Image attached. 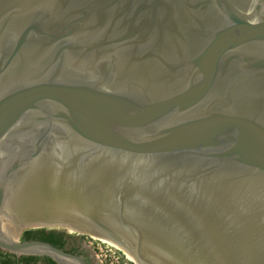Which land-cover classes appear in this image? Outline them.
<instances>
[{
	"label": "water",
	"instance_id": "95a60500",
	"mask_svg": "<svg viewBox=\"0 0 264 264\" xmlns=\"http://www.w3.org/2000/svg\"><path fill=\"white\" fill-rule=\"evenodd\" d=\"M37 229L264 264V0H0V250L87 264Z\"/></svg>",
	"mask_w": 264,
	"mask_h": 264
},
{
	"label": "rangeland",
	"instance_id": "374dc122",
	"mask_svg": "<svg viewBox=\"0 0 264 264\" xmlns=\"http://www.w3.org/2000/svg\"><path fill=\"white\" fill-rule=\"evenodd\" d=\"M59 231L65 232L67 237L64 249L69 252L74 251L75 253L84 256L88 264H105L104 258L101 256L98 248L106 249L105 246H109V248L116 250L114 247L104 243L98 237L92 235H79L72 230H70V232L65 230ZM104 252H106V250H104Z\"/></svg>",
	"mask_w": 264,
	"mask_h": 264
},
{
	"label": "trees",
	"instance_id": "16d2710c",
	"mask_svg": "<svg viewBox=\"0 0 264 264\" xmlns=\"http://www.w3.org/2000/svg\"><path fill=\"white\" fill-rule=\"evenodd\" d=\"M65 232L59 230H47V229H37V230H27L23 233V240H42L49 242L57 247L63 248L66 244ZM37 258V257H35ZM45 264H57L54 260L48 257H43Z\"/></svg>",
	"mask_w": 264,
	"mask_h": 264
},
{
	"label": "built area",
	"instance_id": "2783aa9c",
	"mask_svg": "<svg viewBox=\"0 0 264 264\" xmlns=\"http://www.w3.org/2000/svg\"><path fill=\"white\" fill-rule=\"evenodd\" d=\"M105 248H98L101 256L104 258L105 264H134L122 251L116 248L114 250L109 248V246H105Z\"/></svg>",
	"mask_w": 264,
	"mask_h": 264
},
{
	"label": "crops",
	"instance_id": "0c3cea01",
	"mask_svg": "<svg viewBox=\"0 0 264 264\" xmlns=\"http://www.w3.org/2000/svg\"><path fill=\"white\" fill-rule=\"evenodd\" d=\"M0 264H44L43 257H17L7 252H0Z\"/></svg>",
	"mask_w": 264,
	"mask_h": 264
},
{
	"label": "bare ground",
	"instance_id": "6f19581e",
	"mask_svg": "<svg viewBox=\"0 0 264 264\" xmlns=\"http://www.w3.org/2000/svg\"><path fill=\"white\" fill-rule=\"evenodd\" d=\"M1 227H2V229L5 230L8 234H10V235H14V232H13V226H12V223H11L9 220H7V219H5V218H2V219H1ZM92 236H93V235H92ZM94 236H95V235H94ZM95 237H98V236H95ZM98 238H100V237H98ZM100 239H101L104 243L109 244L110 246H112V247H114V248H116V249L122 251V252H123L128 258H130V260H131L134 264H136L135 261L132 260V258H131L128 254H126L123 250H121L119 247H117L116 245H114V244H112V243H110V242H108V241H106V240H104V239H102V238H100Z\"/></svg>",
	"mask_w": 264,
	"mask_h": 264
},
{
	"label": "flooded vegetation",
	"instance_id": "af4514ba",
	"mask_svg": "<svg viewBox=\"0 0 264 264\" xmlns=\"http://www.w3.org/2000/svg\"><path fill=\"white\" fill-rule=\"evenodd\" d=\"M22 237H23V235H22ZM22 237H21V239H22ZM23 240V239H22ZM65 240H67V237H65ZM0 252H2V250H0ZM4 252V251H3ZM72 253H75L74 251L72 252ZM44 264H45V262H44ZM88 264V263H87Z\"/></svg>",
	"mask_w": 264,
	"mask_h": 264
}]
</instances>
